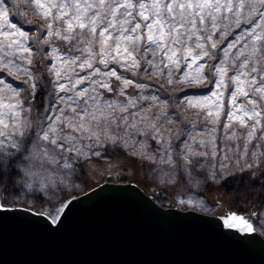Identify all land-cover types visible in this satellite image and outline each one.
<instances>
[{
    "label": "snow or ice",
    "instance_id": "snow-or-ice-1",
    "mask_svg": "<svg viewBox=\"0 0 264 264\" xmlns=\"http://www.w3.org/2000/svg\"><path fill=\"white\" fill-rule=\"evenodd\" d=\"M109 148L185 186L264 175V0H0V213L47 200L62 227L77 162ZM222 223L264 234V203Z\"/></svg>",
    "mask_w": 264,
    "mask_h": 264
},
{
    "label": "water",
    "instance_id": "water-1",
    "mask_svg": "<svg viewBox=\"0 0 264 264\" xmlns=\"http://www.w3.org/2000/svg\"><path fill=\"white\" fill-rule=\"evenodd\" d=\"M75 197L59 228L27 207L0 213V264H264L259 231L222 223L244 213L164 207L135 182L105 181Z\"/></svg>",
    "mask_w": 264,
    "mask_h": 264
},
{
    "label": "rangeland",
    "instance_id": "rangeland-1",
    "mask_svg": "<svg viewBox=\"0 0 264 264\" xmlns=\"http://www.w3.org/2000/svg\"><path fill=\"white\" fill-rule=\"evenodd\" d=\"M13 18L17 19L16 17H13ZM28 18L35 20L31 12H29ZM211 63L213 62H209L210 65ZM161 82L162 81L160 80L155 81V83L157 84H160ZM13 83L15 85V84H18L19 82L13 81ZM209 83L210 81H206L198 86H193L190 90H188V95L189 96L201 95L203 92L207 90ZM186 89H188V86H184L183 88L177 89V91L173 95L178 98L179 96H182L184 94ZM129 91L134 92L135 90L129 89ZM47 102H48V98L44 97L42 98L41 101L34 102V103H47ZM224 103H225V109H227V106H228L227 93H225ZM35 114L36 112L34 109L32 115L35 116ZM110 149H113V148H109L108 150ZM119 150L123 151L122 149H119ZM108 152L109 151L105 152L104 154L107 155L109 154ZM104 154L101 157H93L90 159L78 161L77 163L83 164L85 168L89 171L90 178L89 180L80 181V180L75 179V176H73L71 178L70 188H72L71 186L75 184L76 189L83 190L87 188V186L91 188L95 187L99 185L100 183L105 182V180L107 179H113L115 182H128L130 180H127V179H132V177L136 179H141V178L144 179V177H146V178L153 180L159 187L165 189V192H162L160 194V197L158 198V200L155 199L159 204H161L164 207H177L183 210L194 209V210L201 211L207 214L223 215V216L228 215L227 212L233 211V210H229L230 208L227 205L228 203L225 201L223 192L220 190L218 186H216V188H214L213 190H210V189H207L205 185V183L207 182L217 184L221 182V180L224 178L218 177L216 180H211V179H204L203 177H201V184L199 186H196V187L185 186V185L177 183L176 181H170L167 176H165L163 173L158 171L155 165H153L151 162L147 160L133 157L132 155L123 151V155L125 154L128 158H130V160H128V164H126V163H120V161H118L119 157H117L118 159L114 158L113 160H109ZM124 166H127L128 169L124 170L123 169ZM246 174L248 173L237 171L231 175L240 176V175H246ZM255 174L256 175L259 174L262 177V179H264V175H261V172L257 171ZM172 185L173 187L169 189V187ZM167 189H169V191H167ZM177 193H180L181 195L178 196ZM190 198L194 201V204L192 205H189V204L180 205L179 204L180 199L188 200ZM244 199L247 200V198H242L241 200H244ZM29 200H31V203H28ZM196 201H199L200 203L196 205L195 204ZM43 204H44V200L35 201V200H32L31 197H26L25 199L14 203L13 207L22 206V207L29 208V206L38 205V207L41 208L43 207Z\"/></svg>",
    "mask_w": 264,
    "mask_h": 264
},
{
    "label": "trees",
    "instance_id": "trees-1",
    "mask_svg": "<svg viewBox=\"0 0 264 264\" xmlns=\"http://www.w3.org/2000/svg\"><path fill=\"white\" fill-rule=\"evenodd\" d=\"M109 154L105 155L107 159L113 160L119 157L118 161L120 163L128 164V158L125 154L123 155V151L119 149H110L108 150ZM123 169H128L127 166H124ZM90 174L89 171L85 168L83 164L77 163V171L75 175V179L77 180H89ZM128 182H136L139 184L148 194L152 195L156 200L160 197L162 192H165L164 188L159 187L153 180L144 177L141 179H136L132 177V179ZM126 180V181H127ZM105 181L115 182L113 179H107ZM77 184V183H76ZM97 185V184H96ZM207 189L213 190L218 186L220 190L223 192V196L225 201L228 203L229 210L236 211L238 213H244L246 216H249L250 213L256 212L260 205L264 203V179L258 174H254L253 176L246 175H230L221 180V182L217 184H213L211 182L205 183ZM72 188L67 189L69 195H78L84 193L91 189V187L87 186V188L83 190L76 189V186H71ZM172 186L169 187L172 188ZM93 188V187H92ZM167 189V191H169ZM79 190V191H78ZM64 192H60L59 195L55 197V202L59 203L61 199H64ZM242 198H247L241 200ZM51 205L44 200L43 207L29 206V208L35 211H47L49 210ZM228 210V211H229ZM263 235V234H262Z\"/></svg>",
    "mask_w": 264,
    "mask_h": 264
}]
</instances>
